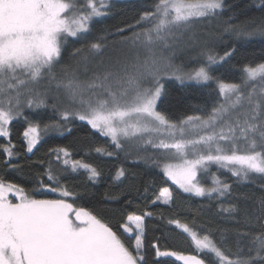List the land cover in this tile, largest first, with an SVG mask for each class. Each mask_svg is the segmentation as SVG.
I'll return each instance as SVG.
<instances>
[{
  "label": "snow or ice",
  "instance_id": "obj_1",
  "mask_svg": "<svg viewBox=\"0 0 264 264\" xmlns=\"http://www.w3.org/2000/svg\"><path fill=\"white\" fill-rule=\"evenodd\" d=\"M257 6L264 12V0ZM112 7L111 0H0V137L9 135V123L21 117L25 108H47L51 99L58 120L42 124L25 117L28 153L44 134L71 132L67 123L79 120L110 138L115 151L97 148L98 153L128 156L135 151L138 159L150 160L180 189L195 196L231 195L233 186L213 173L212 165L239 182L251 180L253 174L264 177V62L244 64L240 83H225L212 74L215 66L228 63L236 51L234 47L223 55L215 51L220 36L212 22L230 7L226 0H153L134 24L94 35V24L108 16ZM232 20L229 17L225 22L224 33L249 41L264 38V16L242 24ZM126 31L132 35L124 36ZM70 38L87 43V48L73 51V58L80 59L71 70L62 64ZM192 52L196 55L191 59L198 66L186 70L183 63H175L179 56ZM171 79L181 85L215 81L224 101L206 115L173 120L158 110V102L162 105L166 95L164 81ZM148 146L155 154L140 156ZM0 150L8 157L5 165L17 168L11 162L18 156L15 145L9 141ZM50 153L65 171L83 168L91 180L100 176L91 165L70 161L66 148ZM43 175L56 185H48L49 190H59L64 198L36 199L33 193L46 187L39 177L38 187L31 191L0 178V264H148L143 238L145 217H151V211L127 215L121 225L126 234L122 239L92 211L65 199L73 193L60 185L52 161ZM125 175L120 168L115 179ZM208 177L211 187L202 182ZM172 200V193L163 188L151 203ZM221 211L232 215L237 209L221 206ZM246 217L247 230L237 233L236 253L226 251L227 237L217 242L211 232L200 236L176 220L170 223L190 236L197 254L161 251L153 244L155 256L175 257L183 264H264V198L259 210ZM133 233L134 245L126 242Z\"/></svg>",
  "mask_w": 264,
  "mask_h": 264
},
{
  "label": "trees",
  "instance_id": "obj_2",
  "mask_svg": "<svg viewBox=\"0 0 264 264\" xmlns=\"http://www.w3.org/2000/svg\"><path fill=\"white\" fill-rule=\"evenodd\" d=\"M111 3L113 7L108 16L100 18L94 24V35L114 33L118 27L124 28L134 24L142 11L152 5L153 0H111ZM226 4L230 7L225 10L222 17L212 22V27L220 36L215 44V51L220 55L232 47L236 51L228 63L215 66L212 74L225 83H240V69L244 64L264 62V38L256 36L250 41L238 39L234 34L223 32L225 22L229 20V17H233L232 22L236 24H242L253 18L258 21L261 16H264V12L257 6L260 0H226ZM130 34H132L131 31H126L124 36ZM120 38L115 37L117 40ZM111 39L110 36L109 40ZM77 48H87V43L70 38L63 53V65L69 66L71 63V69L73 68L72 66L80 59L79 56L75 58L72 56ZM195 55V52L186 54L184 58L186 62L179 60V63H183L186 70L198 66L197 62L191 59V56ZM73 61L75 63L72 64ZM164 84L166 95L162 97V105L158 102V110L173 120L186 116L206 115L215 105L223 101L215 81L208 84L198 85L192 82L181 85L179 81L171 79L165 80ZM25 117L33 121H41L43 124L58 120L59 113L51 107L49 102L47 108L37 110L25 108L21 117L9 123V135L0 137V145H5L9 141L15 145L18 156L11 162L17 165V168L12 169L5 165L4 162L8 157L0 150V178L18 183L31 191L38 187L36 181L39 177L44 180L46 187L40 192L33 193L35 198L58 199L61 197L60 191H50L48 185L52 187L56 185L49 182L43 175L49 161H52V167L60 176V185L73 193L66 198L68 202L74 203L76 207H85L92 211L103 222L108 223L114 231H117L122 239L126 234L123 233L121 225L127 222V215H141L151 211L153 215L145 217L143 238L148 264H156L158 259L161 264H183V261L175 257L157 258L152 248L153 244H156L161 251H174L184 255L197 254L190 236L178 228L176 223H170L176 220L182 224H188L200 236L211 232L212 238L217 242L222 237H227L226 251L230 249L229 255L236 253L237 233L247 230L246 213L257 212L260 200L264 198V190L261 189L264 177L253 174L251 180L239 182L226 170L217 172L216 165L211 166V171L233 186L230 196L209 199L207 196L199 197L186 193L169 180L162 169L155 167L150 160L145 162L135 155L126 156L122 152L113 156L98 153L97 148L115 151L110 138L102 136L86 122L79 120H71L67 123L66 127L70 128L71 132L65 131L61 134V131L54 130L44 134L33 152L28 153L27 141L23 136L28 127ZM56 148H66L71 154L70 161L79 160L89 164L100 172V176L91 180L89 173L83 168L73 172L69 167L65 171L62 163L56 162V157L50 153V150ZM63 159L61 154V161ZM120 168L125 169L126 175L116 180V172ZM202 182L206 187L211 186L209 177ZM163 188L169 189L173 200L169 204H152L151 201L156 199ZM145 189H148L147 193ZM231 205H235L237 209L232 215L221 211V206L230 207ZM131 235L132 239L126 242L134 245V233ZM200 255L204 258V253Z\"/></svg>",
  "mask_w": 264,
  "mask_h": 264
},
{
  "label": "rangeland",
  "instance_id": "obj_3",
  "mask_svg": "<svg viewBox=\"0 0 264 264\" xmlns=\"http://www.w3.org/2000/svg\"><path fill=\"white\" fill-rule=\"evenodd\" d=\"M132 34H130V35H128V36H131ZM121 39V38H120ZM119 40V39H118ZM84 54H86V53H84ZM185 56H186V54H183V55H181V56H179L176 60H175V63H177V64H180L179 63V60H183L184 62H186L185 60H184V58H185ZM194 62H196V61H194ZM73 63H75L74 61L72 62V64ZM70 70H71V63H70ZM73 68L72 69H75L76 67H77V63H75L73 66H72ZM57 72H58V74L60 73V69L58 68L57 69ZM53 90H55L54 89V85H53ZM60 99L61 100H63V95H62V93H61V96H60ZM223 101H224V97H223ZM222 101V102H223ZM49 102L50 103H52L53 101L50 99L49 100ZM123 154H125L124 152H122ZM155 153V150L154 149H152L150 146H148L147 147V149L145 150V149H141V151H140V153H139V155L140 156H144V155H150V154H154ZM131 155H135V156H137V153L135 152V151H133V153L131 154ZM171 162H173V163H178L179 161H171ZM209 179H210V184H211V186H212V178L211 177H209ZM210 186V187H211ZM159 194H160V192H159ZM158 194V195H159ZM60 198H64V197H60ZM60 198H58V199H60ZM66 199V198H65ZM15 202V201H14ZM157 203H161V204H164V203H162L161 201H157ZM134 227V226H133Z\"/></svg>",
  "mask_w": 264,
  "mask_h": 264
}]
</instances>
